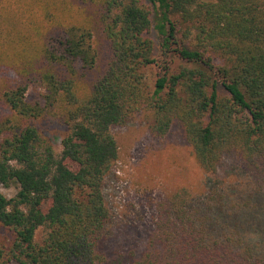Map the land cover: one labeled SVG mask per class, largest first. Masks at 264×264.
<instances>
[{
  "label": "trees",
  "instance_id": "trees-1",
  "mask_svg": "<svg viewBox=\"0 0 264 264\" xmlns=\"http://www.w3.org/2000/svg\"><path fill=\"white\" fill-rule=\"evenodd\" d=\"M0 67L19 78L1 94L0 187L16 192H0V264H105L112 129L135 115L155 138L178 123L207 174L235 153L264 192V0H0ZM39 119L66 128L59 149ZM189 204L185 189L158 204L128 264H264Z\"/></svg>",
  "mask_w": 264,
  "mask_h": 264
},
{
  "label": "rangeland",
  "instance_id": "rangeland-1",
  "mask_svg": "<svg viewBox=\"0 0 264 264\" xmlns=\"http://www.w3.org/2000/svg\"><path fill=\"white\" fill-rule=\"evenodd\" d=\"M148 37L158 46L154 31ZM18 82L12 69L0 67V121L10 113L1 94ZM36 95L37 90L30 89L28 99ZM32 124L60 148L66 133L61 123L39 119ZM112 133L118 159L103 183L109 211L101 243L105 264H128L133 256H139L154 231L158 204L179 189L188 191L189 213L203 218L213 237L238 233L257 253H264V192L235 153L226 154L217 171L207 174L198 167L178 123L165 136L155 138L142 117L135 115L123 126L114 127ZM0 192L10 198L16 188L1 186ZM9 238L10 234L0 229V242L7 243Z\"/></svg>",
  "mask_w": 264,
  "mask_h": 264
}]
</instances>
